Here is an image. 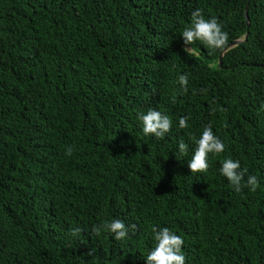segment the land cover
<instances>
[{"label": "trees", "instance_id": "16d2710c", "mask_svg": "<svg viewBox=\"0 0 264 264\" xmlns=\"http://www.w3.org/2000/svg\"><path fill=\"white\" fill-rule=\"evenodd\" d=\"M196 9L228 40L190 57ZM152 108L163 139L142 132ZM206 126L225 151L192 174ZM225 158L255 192L229 186ZM111 219L136 231L92 232ZM161 227L186 264H264V0H0V264H146Z\"/></svg>", "mask_w": 264, "mask_h": 264}, {"label": "clouds", "instance_id": "9594fccd", "mask_svg": "<svg viewBox=\"0 0 264 264\" xmlns=\"http://www.w3.org/2000/svg\"><path fill=\"white\" fill-rule=\"evenodd\" d=\"M185 53L195 57L198 53L192 47L196 42L202 43L210 50H220L225 47L228 40V33L215 19H206L200 9L191 13V23L181 33ZM179 83L187 91L188 78L185 75L179 76ZM142 125V132L145 136L151 135L156 139H163L173 127V121L166 114L152 108L142 112L138 116ZM181 129L189 127L188 119L182 117L178 121ZM193 139H195L193 137ZM196 147L187 161L188 169L192 174L206 173L210 167V156H219L225 151L222 140L213 132L211 126H206L195 139ZM188 144L183 139L178 144V154L183 156L188 151ZM71 150H69L70 152ZM220 175L227 179L229 186L236 192L243 188L255 192L259 187L257 176L248 174V170L241 168L240 160L225 158L220 163ZM245 177H247L245 179ZM136 225H126L123 220L111 219L92 226V232L99 236L102 233L111 235L116 241H122L129 237V232L136 231ZM80 232L77 228L73 235ZM154 247L143 257L146 264H186V257L183 252L184 239L168 227L153 229Z\"/></svg>", "mask_w": 264, "mask_h": 264}, {"label": "water", "instance_id": "95a60500", "mask_svg": "<svg viewBox=\"0 0 264 264\" xmlns=\"http://www.w3.org/2000/svg\"><path fill=\"white\" fill-rule=\"evenodd\" d=\"M246 21H247V24H248V28L250 27V23H249V16H248V11L246 10ZM247 38H248V33H247V35L245 36V39H241V40H237V41H235V42H233L230 46H229V48L227 49V50H229V49H231V48H235V47H237L238 45H240V44H242L243 42H246L247 41ZM226 50V51H227ZM225 51V52H226ZM223 53H222V55L219 57V64H220V66L222 67L223 66Z\"/></svg>", "mask_w": 264, "mask_h": 264}]
</instances>
